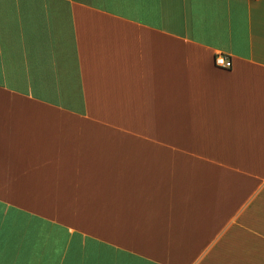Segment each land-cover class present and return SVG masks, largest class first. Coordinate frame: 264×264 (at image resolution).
Instances as JSON below:
<instances>
[{
  "label": "crops",
  "instance_id": "obj_1",
  "mask_svg": "<svg viewBox=\"0 0 264 264\" xmlns=\"http://www.w3.org/2000/svg\"><path fill=\"white\" fill-rule=\"evenodd\" d=\"M0 264H264V0H0Z\"/></svg>",
  "mask_w": 264,
  "mask_h": 264
},
{
  "label": "built area",
  "instance_id": "obj_2",
  "mask_svg": "<svg viewBox=\"0 0 264 264\" xmlns=\"http://www.w3.org/2000/svg\"><path fill=\"white\" fill-rule=\"evenodd\" d=\"M214 65L224 69H229L231 67V61L222 55H218L214 58Z\"/></svg>",
  "mask_w": 264,
  "mask_h": 264
}]
</instances>
